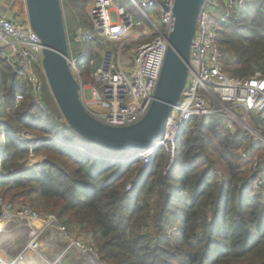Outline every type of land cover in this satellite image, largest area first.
Masks as SVG:
<instances>
[{
  "label": "trees",
  "instance_id": "1",
  "mask_svg": "<svg viewBox=\"0 0 264 264\" xmlns=\"http://www.w3.org/2000/svg\"><path fill=\"white\" fill-rule=\"evenodd\" d=\"M8 5L16 10L19 0ZM217 27L222 71L236 79L264 77V0ZM89 57L82 81L92 78L90 64L100 58L92 51ZM12 76L0 63L4 204L30 205L56 216L67 230L89 235L108 264H264V195L248 186L239 157L245 148L264 164L255 138L240 129L232 134L216 118H194L170 168L164 150L145 170L141 163L112 165L80 153L78 141L84 140L59 110L48 115L32 105L27 86ZM18 93L24 102L16 108ZM32 155L42 156V163L29 168Z\"/></svg>",
  "mask_w": 264,
  "mask_h": 264
},
{
  "label": "built area",
  "instance_id": "2",
  "mask_svg": "<svg viewBox=\"0 0 264 264\" xmlns=\"http://www.w3.org/2000/svg\"><path fill=\"white\" fill-rule=\"evenodd\" d=\"M9 1L12 0H0V63L27 86L32 105L50 115L43 98L44 84L34 73V68L44 70V48L29 25L27 11L24 13L25 1L19 0L11 15ZM128 1L142 14L144 21L135 19L125 7L114 5L112 0H91L89 20L94 34L78 27L72 36L75 43H90L92 52L100 54V65L93 74L94 86L83 83L75 49L69 41V66L80 83L81 100L96 120L110 127L135 125L150 110L169 48V37L175 27V0ZM258 1L222 0L223 5L219 7L213 0H204L192 44L189 78L179 104L166 120L165 133L146 152L126 154L119 160L122 165L141 163L145 170L164 150L169 156L170 168L175 162L178 139L194 118L219 119L232 134L239 128L264 144V77L256 74L248 79H236L225 74L216 35L219 24ZM136 34V39H132ZM132 45L135 48L126 52ZM83 55L88 52L84 51ZM90 65L93 68L95 61ZM23 102L24 95L16 94L15 107ZM239 157L245 164L248 186L264 195V164L245 148L240 150ZM132 190L133 185L129 184L126 192ZM0 209L6 215L12 213L16 224L29 230V246L44 233L53 231L82 256L96 264H108L100 261L96 244L89 235L82 234L86 242L75 240L73 235L78 232L67 230L54 215L42 216L30 205L13 206L2 200ZM43 220L45 228L36 230V224Z\"/></svg>",
  "mask_w": 264,
  "mask_h": 264
},
{
  "label": "water",
  "instance_id": "3",
  "mask_svg": "<svg viewBox=\"0 0 264 264\" xmlns=\"http://www.w3.org/2000/svg\"><path fill=\"white\" fill-rule=\"evenodd\" d=\"M24 1L29 25L44 48L43 66L48 86L68 127L85 142L103 150L126 155L153 148L164 135L166 120L185 91L191 67L192 44L204 0H175V27L169 37V48L155 100L146 116L128 127H110L99 122L82 102L80 83L69 66L70 46L62 0ZM99 65L98 59L91 70L92 74ZM12 77L15 80L16 74Z\"/></svg>",
  "mask_w": 264,
  "mask_h": 264
},
{
  "label": "rangeland",
  "instance_id": "4",
  "mask_svg": "<svg viewBox=\"0 0 264 264\" xmlns=\"http://www.w3.org/2000/svg\"><path fill=\"white\" fill-rule=\"evenodd\" d=\"M112 2L116 6L121 5L125 7V9L130 14H132V16L135 19L144 21L142 14L128 0H112ZM221 2L222 0H213V3L219 4V7H221ZM23 4H25V2H23ZM222 5H223V2H222ZM62 9H63L64 19H65V24L67 23V25L70 27L69 29H72V31L74 32L78 27H84L87 31H90L94 34V28L89 20V6H84L81 2H75L73 0H63ZM24 13H26V10L24 11ZM70 34L71 33L68 34L67 32L68 36ZM71 46L75 49L74 56L78 60L77 61L78 68L82 72V74H85L86 70L89 68V60H90L89 54L91 53L93 46L90 43L78 44L72 40H71ZM134 48H135V45L128 46V48L126 49V52H129L133 50ZM84 51L88 52V55L84 56L83 55ZM93 54L98 55L100 57V54H97L94 52ZM34 73L37 76L38 81L44 84L43 98H44V102L48 106V109H53V108L58 109L56 102L51 94L50 88L48 86L44 70L40 68H34ZM91 75H92V78L89 80H86L84 76L83 81L87 85L94 86L95 83L93 79V74L91 73ZM254 129L260 132L256 127H254ZM240 130L242 131V133H246L244 130L242 129ZM238 131H239V128L237 129L236 132ZM24 136L25 138L29 140L34 139V137L31 136L30 134H25ZM1 139H0V151L2 150V140ZM259 143L262 146L264 145L262 142H259ZM78 144L81 146V148L79 149L80 153L85 154L87 150L91 153L93 158L104 160L112 165L118 164V163L121 164L120 161L123 160L126 156L125 154H122L120 152L103 150L100 147H97L90 143H86L84 141H78ZM27 163H28L27 166L29 168H31L32 166L36 164L42 163V156L32 155L27 159ZM48 215H52V214H48ZM13 227H15V225ZM76 235H73L75 240L86 242V240L84 239L85 236H83L81 233H76ZM48 237L47 239H45V241H43V237H40L34 244L29 246V249L27 250V252L29 253L28 255H31L34 257V261L31 264H96L92 262L91 260L88 261L87 260L88 258L82 256L76 249L73 248V246L68 245V244L66 245V243L64 244L62 239L61 240L56 239V237H53L51 234H49ZM14 239L20 246L19 249L22 250L23 247L26 245L23 243L22 237L17 236V238H14ZM0 242H1V246L3 250H5L6 248L7 249L11 248V249H8V251L12 250V248L13 250L15 249V247H13L12 240H10L9 237L4 238L3 234H0ZM10 256L11 254L8 253L7 257H10ZM22 259L23 260L21 264H30L27 261L28 259L26 255H24Z\"/></svg>",
  "mask_w": 264,
  "mask_h": 264
},
{
  "label": "crops",
  "instance_id": "5",
  "mask_svg": "<svg viewBox=\"0 0 264 264\" xmlns=\"http://www.w3.org/2000/svg\"><path fill=\"white\" fill-rule=\"evenodd\" d=\"M90 2H89V4H90ZM89 4H88V6H89ZM221 6H222V2H221ZM66 25H67V23H66ZM70 32H71L70 38L68 37L69 41L72 40V36L74 35L75 31L73 32L72 29H70ZM70 32H68V33H70ZM136 37H137V34L134 36H131L132 39H136ZM0 223L2 224V225L0 224V234H3L4 238L9 237L10 240H12L13 247H15L14 250H13V248L10 251H8V249H11V248H8V249L6 248L5 250H3L2 246H1V242H0V252H1L0 253L1 254L0 255V264H11V263L21 264V262L23 260L22 257L24 255L29 254L27 252V250L29 249L30 241H31V234H30L29 230L23 229L22 227L18 226L16 224V221H15L12 213H9L8 215H6L5 213H3V211L1 209H0ZM14 225H15V227H13ZM43 228H45V220L38 222L35 226V229L39 230V231H41ZM20 230H22V231H20ZM48 233H50V232L43 234V241H45V239H47V237L49 236ZM17 236H21L23 243L26 244L22 250L19 249L20 246L18 245V243L14 239V238H17ZM56 236L58 237V239H60V237L57 234H56ZM64 244H65V242H64ZM8 253H10L12 257L11 256L7 257Z\"/></svg>",
  "mask_w": 264,
  "mask_h": 264
},
{
  "label": "bare ground",
  "instance_id": "6",
  "mask_svg": "<svg viewBox=\"0 0 264 264\" xmlns=\"http://www.w3.org/2000/svg\"><path fill=\"white\" fill-rule=\"evenodd\" d=\"M1 224V223H0ZM2 225V224H1ZM4 232V231H3ZM49 234H51L53 237H56V239H58V237L56 236V234L53 232V231H51ZM48 234V235H49ZM1 253V252H0ZM1 255V254H0ZM75 255V254H74ZM78 255V254H77ZM27 256V261H28V263H32L33 261H34V257L33 256H31V255H26ZM83 258V257H82ZM4 259V258H3ZM88 261H89V259H87ZM12 264V263H11Z\"/></svg>",
  "mask_w": 264,
  "mask_h": 264
},
{
  "label": "flooded vegetation",
  "instance_id": "7",
  "mask_svg": "<svg viewBox=\"0 0 264 264\" xmlns=\"http://www.w3.org/2000/svg\"><path fill=\"white\" fill-rule=\"evenodd\" d=\"M16 10L13 9V7L11 6V12H10V15L11 14H14L13 12H15Z\"/></svg>",
  "mask_w": 264,
  "mask_h": 264
}]
</instances>
